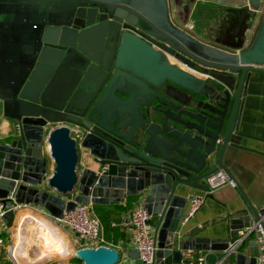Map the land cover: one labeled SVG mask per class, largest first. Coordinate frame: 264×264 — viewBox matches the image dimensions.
<instances>
[{"label":"water","instance_id":"water-1","mask_svg":"<svg viewBox=\"0 0 264 264\" xmlns=\"http://www.w3.org/2000/svg\"><path fill=\"white\" fill-rule=\"evenodd\" d=\"M262 1L248 0L254 10L231 52L175 25L167 0H0V111L16 122L0 139V197L13 194L55 219L78 205L141 200L159 216L157 247L163 222L180 218L185 188L209 192L223 172L250 211L231 221V238L253 219L264 224V210L225 165L241 141L234 134L249 79L264 72V14L244 44ZM229 241L193 238L157 249L152 264H180L187 249L213 252L215 264ZM132 252L127 264H144ZM121 262L117 250L99 247L50 264Z\"/></svg>","mask_w":264,"mask_h":264},{"label":"crops","instance_id":"crops-1","mask_svg":"<svg viewBox=\"0 0 264 264\" xmlns=\"http://www.w3.org/2000/svg\"><path fill=\"white\" fill-rule=\"evenodd\" d=\"M167 1L175 25L202 43L226 50L231 47V52L238 43L235 34L239 30V24L242 25L247 19L246 13L254 10L248 0ZM187 9L190 10L187 12ZM263 14L264 1L252 29L246 33L245 47L252 44ZM242 101L238 131L234 134L240 136L241 141L238 147L230 148L225 165L244 188L252 205L264 210V72L252 73ZM15 125L16 122L5 118L1 112L0 139L9 137ZM81 152L80 169L85 167L88 157V151L83 149ZM203 193L185 188L182 195L187 201L183 208L177 210L180 218L177 219V224L173 215L163 222L158 231L157 249H168L171 246L178 249L193 238L232 239L231 221L247 217L250 211L237 189L229 185L215 190L196 215L183 224L189 213L191 197ZM140 204H143L141 200L126 197L122 202L93 205L94 212L102 223V237L110 248L121 254V264L129 263L130 255L133 256L131 230L125 224L132 211ZM24 212H28L33 219H27L28 216L20 219ZM158 225L159 216L154 215V234ZM0 241V264H50L56 260H66L81 248L77 234L36 205H23L11 226L7 221L1 220ZM31 245L36 247L37 254L26 263L20 256ZM240 254L256 259L258 250L253 239L246 241L238 254L225 264H236V256ZM244 263L252 264L248 261Z\"/></svg>","mask_w":264,"mask_h":264},{"label":"built area","instance_id":"built-area-1","mask_svg":"<svg viewBox=\"0 0 264 264\" xmlns=\"http://www.w3.org/2000/svg\"><path fill=\"white\" fill-rule=\"evenodd\" d=\"M18 126V125H17ZM210 191L196 195L191 199L190 209L183 224L187 223L204 206L209 194H213L219 187L229 185L236 189L233 182L220 172L208 181ZM23 208L16 202L13 194L7 198L0 197V221L8 212L16 214ZM153 215H151L144 204L138 205L131 213L129 221L125 224L131 230L130 245L140 257L144 264H152L156 247V239L152 226ZM58 221L77 234L81 244L80 249H98L99 247L110 248L102 237V223L94 212L93 204L78 205L72 211L65 212L62 219ZM253 239L256 244L258 255L256 264H264V224L263 219L253 220V224L240 232L229 241L228 248L222 253L223 257L215 264H225L231 257L238 254L239 249L248 241ZM2 243V241H0ZM213 252H204L194 249L182 251L180 264H209V257Z\"/></svg>","mask_w":264,"mask_h":264},{"label":"rangeland","instance_id":"rangeland-1","mask_svg":"<svg viewBox=\"0 0 264 264\" xmlns=\"http://www.w3.org/2000/svg\"><path fill=\"white\" fill-rule=\"evenodd\" d=\"M261 24V23H260ZM260 27V26H259ZM0 113H1V111H0ZM22 254V253H21ZM36 254H37V249H36V247L35 246H33L32 247V245H31V247H30V249L29 250H26L25 251V253L24 254H22V256H20V257H22V261H26V263H28V261L30 260V259H34V257L36 256ZM28 260V261H27Z\"/></svg>","mask_w":264,"mask_h":264},{"label":"bare ground","instance_id":"bare-ground-1","mask_svg":"<svg viewBox=\"0 0 264 264\" xmlns=\"http://www.w3.org/2000/svg\"><path fill=\"white\" fill-rule=\"evenodd\" d=\"M24 216H28L27 219H31V220L33 219L32 216H30V214H29L28 212H24V213H22L21 216H20V219H23ZM35 218H36V217H35ZM35 218H34V220H35ZM55 244H56V243H55ZM57 244H58V243H57Z\"/></svg>","mask_w":264,"mask_h":264},{"label":"flooded vegetation","instance_id":"flooded-vegetation-1","mask_svg":"<svg viewBox=\"0 0 264 264\" xmlns=\"http://www.w3.org/2000/svg\"><path fill=\"white\" fill-rule=\"evenodd\" d=\"M0 107H1V102H0ZM52 127H54V126H52ZM72 131H75L74 128H72Z\"/></svg>","mask_w":264,"mask_h":264}]
</instances>
